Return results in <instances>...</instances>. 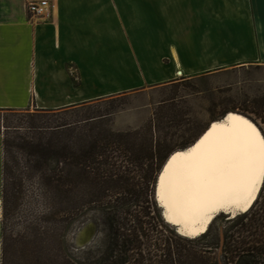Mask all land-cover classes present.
<instances>
[{"label":"rangeland","instance_id":"1","mask_svg":"<svg viewBox=\"0 0 264 264\" xmlns=\"http://www.w3.org/2000/svg\"><path fill=\"white\" fill-rule=\"evenodd\" d=\"M137 37L140 40L144 34ZM233 114L248 119L264 136V65H243L195 77L178 76L172 82L147 84L63 110L30 108L23 112H0L1 154L3 157L4 141L13 146V153L20 162L19 169L15 168L14 172L17 177L21 175L15 188L22 192L19 199H13L11 195L15 191L9 187L10 210L4 220L2 179L0 227L1 250L3 239L7 250L5 264H66L72 259L93 264L101 260L105 250L103 207L114 203L115 194L112 198H100L97 195L101 187L91 179L92 167H87L88 173L83 175L77 167L71 166L68 194L64 199L57 197L49 211L48 202L42 196L40 173L33 164L35 159L28 155H35L47 146L51 151L78 155L81 149L88 151L94 141H123L113 136L120 134L130 135L125 139L130 153L134 148L137 155H147L152 142L154 150L161 148L163 154V161H156L151 182L147 184L155 211L146 208L150 218L160 216L162 225L148 217L145 221L157 222L159 231L165 232V228L185 238L196 239L213 225L212 234L203 244H210L217 231L222 244L224 229L246 216L255 201L246 212L234 207L216 213L209 223H178L165 208L160 193L161 173L173 153L190 148L213 123L223 122ZM144 169H148L147 164ZM131 175L139 183L144 172L136 170ZM140 186H135L136 190H140ZM116 188L115 183L106 185L109 191L114 192ZM261 190L264 191V183ZM140 205L144 210L148 207V204ZM197 230L198 236H193ZM236 230L233 228V233ZM80 231L84 240L89 239L82 247L77 244ZM211 253L212 259L216 257L218 263L223 264L221 248L212 249Z\"/></svg>","mask_w":264,"mask_h":264},{"label":"crops","instance_id":"2","mask_svg":"<svg viewBox=\"0 0 264 264\" xmlns=\"http://www.w3.org/2000/svg\"><path fill=\"white\" fill-rule=\"evenodd\" d=\"M40 1L50 8L38 20L26 5ZM253 64L264 65V0H0V112L63 110Z\"/></svg>","mask_w":264,"mask_h":264},{"label":"trees","instance_id":"3","mask_svg":"<svg viewBox=\"0 0 264 264\" xmlns=\"http://www.w3.org/2000/svg\"><path fill=\"white\" fill-rule=\"evenodd\" d=\"M113 136L123 141H94L90 144L88 151L81 149L78 155L72 156L55 152L53 149L51 151L50 146L35 155L31 153L28 155L35 159L33 164L40 173L42 196L48 202L49 211L54 207L57 197L64 199L68 194L69 167L71 166L77 167L83 175L88 173L87 167H92L91 179L95 185L101 187L97 195L100 198H112L115 194L114 203L109 202L103 207L105 250L101 260L93 264H219L216 257L212 259L211 252L212 249L220 250V248L223 264H264L263 190H259L260 194L247 215L234 222V226L224 229L222 244L218 231L211 238L210 244H203L206 237L212 234L213 225L198 239L185 238L165 228V232L159 231L157 222L145 220L151 215L146 208L155 211L153 198L152 196L150 198L147 191V184L151 182V173L156 161H163L161 148L156 147L155 151L151 142L147 155H137L134 148L131 149V153L128 149L129 144L125 139L130 137L129 134ZM12 147L4 141L2 191L5 206L4 220L10 210L9 187L15 191L14 196L11 195L13 199H19L22 193L15 188L16 181L21 175L17 177L14 172L15 168L19 169L20 162L14 155ZM146 164L148 169H144ZM136 170L144 172L141 177L142 182H135V178L131 175ZM109 183L117 185L116 191L106 189ZM139 184L141 189L136 190L135 186ZM140 204H148V207L144 210ZM150 219L162 225L160 216ZM245 219L248 220L245 222ZM233 228H237L234 233ZM2 245V264H5L7 250L4 239ZM66 264L85 263L72 259V261L67 260Z\"/></svg>","mask_w":264,"mask_h":264},{"label":"snow or ice","instance_id":"4","mask_svg":"<svg viewBox=\"0 0 264 264\" xmlns=\"http://www.w3.org/2000/svg\"><path fill=\"white\" fill-rule=\"evenodd\" d=\"M243 124L246 127L232 129L189 165L178 190H165V198L179 215L194 209L206 221L226 204L240 212L248 210L258 183H264V136L247 120ZM185 155L177 154L173 160Z\"/></svg>","mask_w":264,"mask_h":264},{"label":"bare ground","instance_id":"5","mask_svg":"<svg viewBox=\"0 0 264 264\" xmlns=\"http://www.w3.org/2000/svg\"><path fill=\"white\" fill-rule=\"evenodd\" d=\"M244 120L250 122L245 117L233 114L230 115L228 119L223 122L213 123L211 125V128L209 127L210 128L209 132L200 141H196V143L193 144L195 146H191L185 151L182 150L175 152L167 160V163L165 164V167L163 168V171L161 173V177H163V181L161 180L160 193L162 194L165 208L176 222L188 223V224H202L205 222V220H203L202 216L194 209L185 213L184 215H179L176 211H174L173 207L170 206L169 199L165 198V190L167 189L169 192H174L178 190V188L184 182L189 165H191L195 160L199 159L201 155L205 153L206 150L209 149L210 146H213L217 144L219 141H221L232 129L238 130L240 128L246 127V125L243 124ZM214 125L216 127H213ZM201 141H203V143H201ZM197 145H199V147H197ZM194 149L195 151H193ZM177 154H186V155L183 157H179L176 160H173V157H176ZM165 169H168V171L166 172ZM261 184L262 183H258L257 191L254 193V199L249 201V203H253L255 201L259 193ZM234 207L235 205H228V204L223 205L222 207H217V209L214 212H212V214L207 218L206 220L207 223L210 222V219L216 213L218 212L220 213L221 211H224L226 209H231ZM0 217H1V201H0Z\"/></svg>","mask_w":264,"mask_h":264},{"label":"built area","instance_id":"6","mask_svg":"<svg viewBox=\"0 0 264 264\" xmlns=\"http://www.w3.org/2000/svg\"><path fill=\"white\" fill-rule=\"evenodd\" d=\"M49 8L50 6L48 1L30 2L26 5L27 12L32 18L38 20L44 19L48 16Z\"/></svg>","mask_w":264,"mask_h":264},{"label":"water","instance_id":"7","mask_svg":"<svg viewBox=\"0 0 264 264\" xmlns=\"http://www.w3.org/2000/svg\"><path fill=\"white\" fill-rule=\"evenodd\" d=\"M210 128H211V126H210ZM210 128L209 129H207L206 131H205V133L197 140V141H200L208 132H209V130H210ZM195 146V145H194ZM193 148V147H192ZM167 163V162H166ZM230 210H232V209H226L225 211H230ZM216 215V214H215ZM214 215V216H215ZM213 216V217H214ZM212 221V220H211ZM201 233V232H200ZM197 234V232L196 231H194L193 232V236H198V235H196ZM89 240V239H88ZM88 240H84V237H83V234L81 233V231H80V233H78V235H77V244L79 245V246H84L87 242H88Z\"/></svg>","mask_w":264,"mask_h":264}]
</instances>
